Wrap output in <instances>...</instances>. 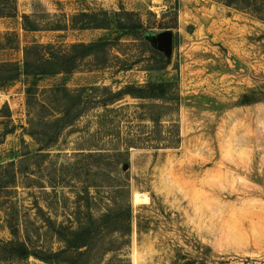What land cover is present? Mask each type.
<instances>
[{
	"label": "rangeland",
	"instance_id": "obj_1",
	"mask_svg": "<svg viewBox=\"0 0 264 264\" xmlns=\"http://www.w3.org/2000/svg\"><path fill=\"white\" fill-rule=\"evenodd\" d=\"M12 2L15 12L0 17V63L21 64L32 44L119 43L104 54L90 52L70 74L0 83V165L30 154L19 165L25 173L13 194L0 195V243L13 239L5 214H12L19 240L57 251L62 244L46 232L44 220L78 228L88 217L117 214L129 203L130 236H110L113 249H98V264H264V21L221 0ZM103 12L133 13L143 28L125 34L114 24L103 29ZM161 34L172 35L170 50L158 49ZM151 48L167 60L165 70H144ZM116 57L129 69L120 70ZM149 82L178 84L179 146L131 148L117 170L114 160L88 157L123 150L140 124L136 107L152 101L124 97L113 107L127 108L107 115L101 129L106 108L91 100L102 94L85 89L117 92ZM56 86L85 90L83 111L55 145L38 152L48 155H34L39 145L28 132L37 126L29 130L28 121L46 111L36 103L29 109L25 90L36 88L40 103L46 100L41 92ZM167 120L162 118L163 126ZM124 166V173H116ZM10 200L14 210H7ZM24 264L44 263L30 257Z\"/></svg>",
	"mask_w": 264,
	"mask_h": 264
},
{
	"label": "trees",
	"instance_id": "obj_2",
	"mask_svg": "<svg viewBox=\"0 0 264 264\" xmlns=\"http://www.w3.org/2000/svg\"><path fill=\"white\" fill-rule=\"evenodd\" d=\"M226 6L236 10L245 11L255 18L264 21V0H221ZM15 12V6L12 0H0V17ZM81 17L93 20V15L83 13ZM106 19L103 29H109L114 24L116 31L132 33L136 30H142L143 25L138 21H133V13L115 12L113 16L103 12ZM26 16H23L25 19ZM92 23V22H91ZM102 27L95 25L94 29ZM118 42L100 41L90 44H72L67 47L53 45L32 44L26 46L23 50V61L21 64L15 62L0 63V83L16 81L20 76L43 77L57 74H70L76 69V63L84 61L89 53L94 54L107 53L109 48H113ZM151 61L145 66L147 72H161L167 68V60L157 49L150 50ZM116 60L122 61L116 57ZM120 70H127L130 65L123 64ZM177 82H149L145 86L126 85L117 92H113L107 87H93L85 89L91 92L102 94L101 98H92V105L106 108L100 116L101 129L107 115L123 111L127 106L116 107L119 101L124 97L145 101L151 100L152 103L147 107L146 104H139L136 108L139 119L137 131L128 134L125 138L123 150L114 149L112 153L107 151L98 153H88V157H106V160H114L116 170L122 163H127L128 152L131 148H150V149H174L181 142L177 115L181 104V97L178 92ZM85 90L69 91L67 88L56 86L41 93L46 100L38 103L34 94L36 88H27L26 104L29 109L37 104L38 110L46 111L44 115L41 112L33 113V117L28 121L29 130L35 128V131L28 132L38 146V152L47 151L57 142L62 131L72 126L81 116V103L85 97ZM94 102V103H93ZM113 107V108H109ZM32 114V110H31ZM167 117L168 124L163 126L162 118ZM147 121L149 125L141 124ZM104 128V127H103ZM144 129L147 131L144 132ZM28 130V131H29ZM119 137V136H118ZM102 150V149H93ZM30 156L29 153L20 155L19 162L14 160L0 165V195L2 191H13L17 186L18 176L25 173L19 165ZM118 167V168H117ZM127 166L120 168L116 173H124ZM124 179H126L124 177ZM9 189V190H8ZM12 189V190H10ZM15 203L11 200L7 210H14ZM12 214H5L7 228L13 239L0 243V264H24L30 257L41 261L44 264H98L95 253L100 248H104V253L113 249V239L110 236L117 235V238H127L131 234V206L128 203L122 207L117 214L106 212L98 218L88 217L85 224H80L78 228L57 225L50 219L45 221V230L50 232L53 237L62 244L57 251L43 249L39 247H30L28 240H19L18 226L10 221ZM9 219V220H8ZM126 240H124V243ZM2 253V254H1ZM193 264V263H189ZM203 264V263H201Z\"/></svg>",
	"mask_w": 264,
	"mask_h": 264
},
{
	"label": "water",
	"instance_id": "obj_3",
	"mask_svg": "<svg viewBox=\"0 0 264 264\" xmlns=\"http://www.w3.org/2000/svg\"><path fill=\"white\" fill-rule=\"evenodd\" d=\"M157 46L159 50H170L172 48V35L171 34L158 35Z\"/></svg>",
	"mask_w": 264,
	"mask_h": 264
},
{
	"label": "built area",
	"instance_id": "obj_4",
	"mask_svg": "<svg viewBox=\"0 0 264 264\" xmlns=\"http://www.w3.org/2000/svg\"><path fill=\"white\" fill-rule=\"evenodd\" d=\"M262 155L264 157V137H263V143H262Z\"/></svg>",
	"mask_w": 264,
	"mask_h": 264
}]
</instances>
